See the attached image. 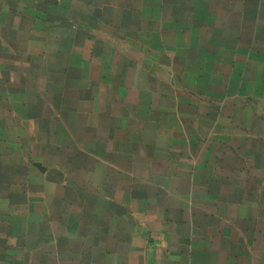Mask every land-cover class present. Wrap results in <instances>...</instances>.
<instances>
[{
    "label": "crops",
    "instance_id": "obj_1",
    "mask_svg": "<svg viewBox=\"0 0 264 264\" xmlns=\"http://www.w3.org/2000/svg\"><path fill=\"white\" fill-rule=\"evenodd\" d=\"M0 264H264V0H0Z\"/></svg>",
    "mask_w": 264,
    "mask_h": 264
}]
</instances>
